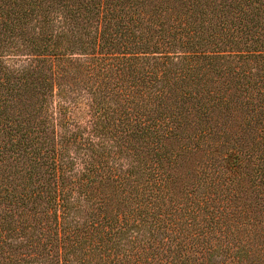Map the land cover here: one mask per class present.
<instances>
[{
	"label": "trees",
	"instance_id": "trees-1",
	"mask_svg": "<svg viewBox=\"0 0 264 264\" xmlns=\"http://www.w3.org/2000/svg\"><path fill=\"white\" fill-rule=\"evenodd\" d=\"M0 264H264V0H0Z\"/></svg>",
	"mask_w": 264,
	"mask_h": 264
},
{
	"label": "rangeland",
	"instance_id": "rangeland-1",
	"mask_svg": "<svg viewBox=\"0 0 264 264\" xmlns=\"http://www.w3.org/2000/svg\"><path fill=\"white\" fill-rule=\"evenodd\" d=\"M79 106L81 109L76 111L77 112V118H79V120H81L83 123H85L86 120L89 118L87 105L85 104V102H80Z\"/></svg>",
	"mask_w": 264,
	"mask_h": 264
}]
</instances>
